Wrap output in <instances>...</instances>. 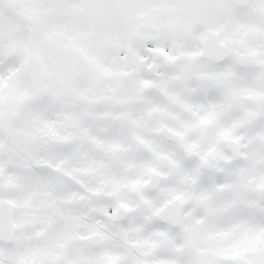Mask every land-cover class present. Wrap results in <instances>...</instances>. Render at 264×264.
Masks as SVG:
<instances>
[{"label":"snow or ice","instance_id":"obj_1","mask_svg":"<svg viewBox=\"0 0 264 264\" xmlns=\"http://www.w3.org/2000/svg\"><path fill=\"white\" fill-rule=\"evenodd\" d=\"M0 264H264V0H0Z\"/></svg>","mask_w":264,"mask_h":264}]
</instances>
